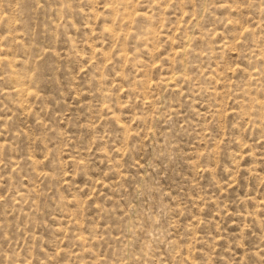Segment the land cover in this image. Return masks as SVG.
<instances>
[{
    "label": "rangeland",
    "instance_id": "1",
    "mask_svg": "<svg viewBox=\"0 0 264 264\" xmlns=\"http://www.w3.org/2000/svg\"><path fill=\"white\" fill-rule=\"evenodd\" d=\"M0 264H264V0H0Z\"/></svg>",
    "mask_w": 264,
    "mask_h": 264
}]
</instances>
